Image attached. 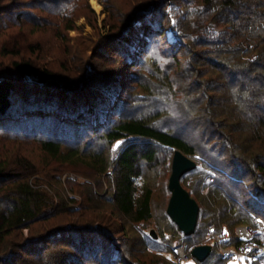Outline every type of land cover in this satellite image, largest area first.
<instances>
[{
	"label": "trees",
	"instance_id": "obj_1",
	"mask_svg": "<svg viewBox=\"0 0 264 264\" xmlns=\"http://www.w3.org/2000/svg\"><path fill=\"white\" fill-rule=\"evenodd\" d=\"M62 2L73 9L79 0H40V5L57 13ZM68 13L64 9L61 19L73 20ZM12 14L20 19V12ZM116 17L118 26L96 48H106L100 53L113 49L127 62L126 70L133 69L129 85L134 92L125 109L122 70L107 71L103 84L81 78L70 86L52 70L20 60L12 63L16 77H0V131L25 133L49 158L37 172L23 156L12 160L0 154L1 264H66L73 260L68 250L48 252L39 246L59 237L77 258L84 257L78 264H137L121 254L114 257L118 228L114 215H106L102 207L134 223L151 218L153 192L144 182L143 168L153 173L156 152H161L159 163L176 149L196 162L180 177L199 206L195 231L188 236L180 231L182 238L168 247L184 240L189 259L224 264L219 247L240 245L234 227L257 228L255 216L264 223V0H154ZM179 68L189 73L192 84L173 100L180 89ZM82 91L93 98L89 105L74 98ZM219 91L227 98L218 96ZM140 104L156 110L139 113ZM171 112L185 116L177 118L181 124L176 121V128L170 124ZM239 133L246 136L239 138ZM98 139L104 146L93 149L92 140ZM80 168L93 182L78 180ZM209 225L217 236L226 228L228 238L213 240L210 254L199 262L189 251L200 243L192 241L193 235L203 226L206 236ZM23 229L30 235L25 240ZM11 235L17 242L8 241Z\"/></svg>",
	"mask_w": 264,
	"mask_h": 264
},
{
	"label": "rangeland",
	"instance_id": "obj_2",
	"mask_svg": "<svg viewBox=\"0 0 264 264\" xmlns=\"http://www.w3.org/2000/svg\"><path fill=\"white\" fill-rule=\"evenodd\" d=\"M96 1L99 4L98 8L92 5L91 0H79V3H77L73 9L71 6H66L67 2H62L57 5V9H59L57 10V13H53L51 11L53 13L52 14L50 11L48 12L47 9H44L45 7L42 8L40 5V0H15L14 3H12V0H0V77H16L14 75L15 70L13 69L12 63L14 61L20 60H32L33 62L37 63V66L52 70V72L56 73L58 77H61L63 80H65L63 82L65 85L72 84L70 86H74L73 84L75 83V80H79L81 78V80L89 78H92L91 80H100L101 83L99 84H103L104 79H102V77L107 80L106 76H104L107 71L118 69L117 72H121L122 70L121 81H123L120 82L119 87H121V104L122 107H124L123 109H125L128 101L130 100L129 96L132 95V92H134L131 91V85H129V83L132 84V75L130 73L133 74V69L126 70V68H128L127 62L125 59L117 57V55L114 54L113 49L112 52L110 50L100 53V51H102L101 47L104 46L102 45L99 49L96 47L98 46L101 38L107 34H111L109 29H111L113 26H118L119 21L116 17V14L120 16L124 13H130L134 9L151 4L154 0ZM15 9H18V11ZM64 9L65 12H71L68 13L69 16L66 17H69L73 20H63V17H65V15H62V13H64ZM6 10H8L7 13ZM12 12H20L21 15H19L20 19L18 21L15 20V14H12ZM54 15H56V17ZM69 25L73 26V29L68 31L66 30V27ZM113 31L114 30H112V32ZM167 37L172 38L173 40L175 39L173 33L171 32L167 34ZM115 43H113L114 48H116L115 45H117ZM3 48L6 50H14L16 53L13 52L3 54ZM104 49L106 48L104 47ZM95 52L99 53L96 54ZM101 54L105 55V58L107 59L105 60L104 58H101ZM184 65L185 64H183V66ZM176 71V77L178 74L180 75V89L173 100H177L181 92H184V90L189 88L188 86L192 84V79L190 78L188 72H183L182 68H179ZM207 76L209 77V75ZM23 78L29 81V83L34 82L33 76L24 75ZM83 92L84 91L78 93L74 98H79L78 102L80 104L89 105L91 102H93V98H88L87 93L89 91H86L87 93ZM223 93L224 91H219L217 95L221 96V98L224 100V98H227V96H225ZM132 99L133 97L131 98V101H133ZM139 106L140 107L138 109L137 105V112L142 114H149L156 110V106L154 105L143 107V105L140 104ZM118 116L119 115L114 114L113 117L118 119ZM170 116L174 118V120L171 118L170 124L175 126V128L177 122L178 126L181 124L180 120L178 121V119L185 118L184 115L175 114V112L173 114L171 112ZM156 124L158 127H162V124L157 122ZM0 135H2L0 137L1 155L8 156L12 160L15 156H23L26 158V160H29L35 164L37 172L41 170L39 168H44L48 164L49 158L46 156V154L40 151L36 141L33 140L32 137L25 135V133L17 132L6 134L0 131ZM89 135L87 136L89 137ZM16 136L20 139H16ZM87 136L85 139L88 138ZM244 136L246 135L241 134L239 135V138H243ZM70 145L72 144L70 143ZM100 146H104L102 140H92L93 149L99 148ZM170 156H173V150L172 152L168 153L163 163H159V160L162 157L161 152H156L157 162L154 166V170H152L153 173H151V171L148 169H145V167L143 168L145 170L144 182L152 188L153 192L151 198L152 215L150 219L145 222L134 223L119 215L117 211L102 207L103 213L108 216L114 215L116 227L118 228L115 233H113L114 242L112 243V248L114 251H112V253L114 257H117V255L119 257L123 256L125 260L131 261L132 263L135 262L137 264H154V262H157V264H177L180 259L178 257L183 255L188 256L187 252L189 245H187L186 241H180L171 247L166 245L180 240L179 236L182 238L181 235H179L182 231L173 221H171V218L168 217L166 212L168 199L170 197V192L168 189V180L171 172ZM84 169L85 168H80L81 174L78 175V180L93 182V179L91 180L90 176L86 178L83 177L82 171H84ZM70 176L72 177L74 175L70 174ZM108 187L109 185L107 188ZM105 188L106 186H104V189ZM109 191L110 189L108 188L105 192L108 193ZM76 204H81V202ZM61 223L65 226L67 224V220L63 218ZM39 226L40 224L34 228L36 230H34L35 232H38L37 230ZM240 226L244 225H237L234 227L233 231L235 235L239 233ZM43 227L44 225L40 228ZM210 227L213 228V237L208 235L210 234ZM45 228H47V225H45ZM258 228V225L255 229L250 227V229L253 230H257ZM151 230L154 231L156 237H153L150 234ZM203 231L204 227H199L196 235H193L192 241L197 240L200 242L198 245L210 244L211 249L214 241L219 243L217 238L220 239L223 237L224 233L228 236L226 228L223 229L221 235H215L214 225L208 226V232L206 233V236H204ZM21 233L24 240L30 236L27 229H23ZM84 236L87 238L88 235ZM60 239L61 238L59 237L55 241V239L52 238L51 240L53 241H50L49 243L46 242L47 244H43L41 242V245L39 244V246L40 248H48V252H53L55 250H62V252H64L63 249L68 250V252L72 254L73 260L67 261L66 264H75L84 258H77L74 254V249L69 247L70 245L68 244V246L61 245L58 242ZM17 240L18 238H14V235H11V237L8 238V241L10 242H17ZM63 244H65V242H63ZM154 244L162 245V247H156ZM176 248L180 251V253L178 251L175 252ZM222 248L228 250H237L232 247L221 246L219 247V250ZM18 257L25 259L32 258L31 256H28L24 253H18ZM191 257L193 256L191 255ZM75 260L77 261L74 262ZM159 261L161 263H158ZM224 262V264H249L246 259H243L242 257H226ZM183 264L198 263L190 258Z\"/></svg>",
	"mask_w": 264,
	"mask_h": 264
},
{
	"label": "water",
	"instance_id": "obj_3",
	"mask_svg": "<svg viewBox=\"0 0 264 264\" xmlns=\"http://www.w3.org/2000/svg\"><path fill=\"white\" fill-rule=\"evenodd\" d=\"M196 162L176 149L173 154L171 173L168 180L170 197L166 212L173 222L185 235H192L195 231L199 206L188 191L181 185L180 177L187 171L194 169ZM156 237L154 231H150ZM211 252L210 244L194 246L191 255L199 262L204 261Z\"/></svg>",
	"mask_w": 264,
	"mask_h": 264
},
{
	"label": "built area",
	"instance_id": "obj_4",
	"mask_svg": "<svg viewBox=\"0 0 264 264\" xmlns=\"http://www.w3.org/2000/svg\"><path fill=\"white\" fill-rule=\"evenodd\" d=\"M254 220L258 225L257 230L250 229L248 226H240L239 233L236 234L238 240L240 241V247L237 250H228V249H220L223 256L225 257H235V256H243L247 257L250 262L264 264V241H257L256 237L258 235H262L264 238V224L260 221L258 217H255ZM209 236L213 237V228L209 229ZM228 238L227 235H223L218 241L226 240ZM180 251L176 248L175 252ZM177 264H183L187 260V256H181Z\"/></svg>",
	"mask_w": 264,
	"mask_h": 264
},
{
	"label": "bare ground",
	"instance_id": "obj_5",
	"mask_svg": "<svg viewBox=\"0 0 264 264\" xmlns=\"http://www.w3.org/2000/svg\"><path fill=\"white\" fill-rule=\"evenodd\" d=\"M91 3L94 7L98 8L99 7V4L97 3L96 0H91Z\"/></svg>",
	"mask_w": 264,
	"mask_h": 264
},
{
	"label": "clouds",
	"instance_id": "obj_6",
	"mask_svg": "<svg viewBox=\"0 0 264 264\" xmlns=\"http://www.w3.org/2000/svg\"><path fill=\"white\" fill-rule=\"evenodd\" d=\"M257 217V216H256ZM223 255V254H222ZM224 258H226L225 256H223ZM231 258V257H230ZM189 259V257L187 256V260Z\"/></svg>",
	"mask_w": 264,
	"mask_h": 264
}]
</instances>
